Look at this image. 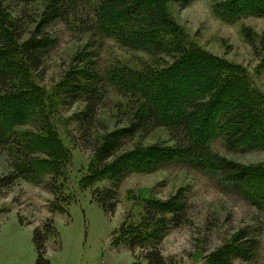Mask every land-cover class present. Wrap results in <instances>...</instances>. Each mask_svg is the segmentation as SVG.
<instances>
[{
    "label": "rangeland",
    "instance_id": "obj_1",
    "mask_svg": "<svg viewBox=\"0 0 264 264\" xmlns=\"http://www.w3.org/2000/svg\"><path fill=\"white\" fill-rule=\"evenodd\" d=\"M49 1L9 3L12 17L24 10L28 15L23 22L25 36L14 45L19 62V45L30 36ZM168 11L182 29L185 44L239 69L264 104V18L224 22L213 14L212 0H170ZM45 32L53 43L38 69L32 72L19 65L20 75L41 94L43 108L38 116L17 127L16 133L51 139L66 159L58 174L40 172L17 179L10 189H0V264H36L33 230L49 221L52 229L45 255L49 264H146L143 249L130 252L114 246L113 241L122 225H138L144 218V200L165 201L177 194L185 203V219L179 227L169 229L159 245L166 264H210L212 255L241 231L256 242L255 257L254 261L234 259L233 264H264V203L253 205L243 192L214 173L178 162L154 172H134L121 182L114 212L108 214L100 207L98 197L109 182L88 188L80 183L94 158L96 140L101 144L112 132L130 125L142 104L119 75L161 68L172 63L174 56L121 46L97 29L89 5L78 7L73 16L56 21ZM82 69L94 75L92 88L97 89L99 99L93 124L86 132L80 130L78 118L85 107L84 97L71 98L63 91L67 77ZM162 144L173 146L174 142L165 128L151 126L123 140L115 156L134 147ZM210 146L214 156L227 161L245 167L264 164L262 149L229 151L223 137ZM29 157L46 159L42 153ZM14 164L13 153L1 150L0 178L9 174ZM59 209L63 211H56Z\"/></svg>",
    "mask_w": 264,
    "mask_h": 264
},
{
    "label": "trees",
    "instance_id": "obj_2",
    "mask_svg": "<svg viewBox=\"0 0 264 264\" xmlns=\"http://www.w3.org/2000/svg\"><path fill=\"white\" fill-rule=\"evenodd\" d=\"M14 1L0 0V153L7 148L15 157L12 171L0 178V189H10L21 177L61 172L66 157L51 139L16 133L17 127L38 116L43 108L41 94L20 75L19 65L32 72L38 69L53 43L45 29L67 20L78 7L89 5L97 29L121 46L174 56L172 63L161 68L119 75L142 104L130 125L112 132L101 144L96 140L94 158L80 183L88 188L109 182L98 197L100 207L108 214L114 212L118 188L130 174L154 172L177 162L218 175L255 206L264 203V164L245 167L214 156L210 146L223 137L229 151L264 150L262 99L235 66L184 43L182 29L169 15L170 0H50L30 36L19 45L20 62L14 57V45L25 36L23 22L28 15L24 10L12 17L9 3ZM20 1L28 5L32 0ZM212 12L227 23L246 17L264 18V0H212ZM245 38L248 41V36ZM65 83L66 96L84 97L85 107L78 118L80 130L86 132L99 106L97 89L92 88L94 75L89 69L77 70ZM151 126L165 128L173 146L134 147L115 156L123 140ZM33 153H42L46 159H31L29 154ZM142 209L144 218L138 225H122L113 245L130 252L143 249L146 264H166L159 245L169 229L184 223L185 203L180 194L165 201L148 198ZM51 229L49 221L33 230L36 264H49L45 255ZM255 250L254 239L241 231L212 255L210 264H233L234 259L254 261Z\"/></svg>",
    "mask_w": 264,
    "mask_h": 264
}]
</instances>
